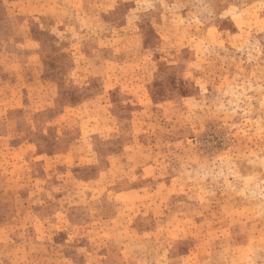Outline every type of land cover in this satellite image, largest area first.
Returning <instances> with one entry per match:
<instances>
[{
  "label": "rangeland",
  "instance_id": "rangeland-1",
  "mask_svg": "<svg viewBox=\"0 0 264 264\" xmlns=\"http://www.w3.org/2000/svg\"><path fill=\"white\" fill-rule=\"evenodd\" d=\"M0 264H264V0H0Z\"/></svg>",
  "mask_w": 264,
  "mask_h": 264
}]
</instances>
